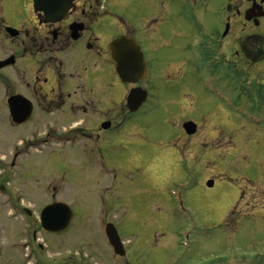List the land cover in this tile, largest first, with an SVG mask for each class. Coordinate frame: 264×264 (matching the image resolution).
<instances>
[{
  "label": "flooded vegetation",
  "instance_id": "af4514ba",
  "mask_svg": "<svg viewBox=\"0 0 264 264\" xmlns=\"http://www.w3.org/2000/svg\"><path fill=\"white\" fill-rule=\"evenodd\" d=\"M6 1L0 0V37L11 42L12 51L0 59L3 63L0 66V90L7 89L6 94L0 95V102L8 108L11 121L21 126L37 118L38 123L44 124L42 135L34 142L36 149L39 144L46 143L50 149H54V144H60L62 151L80 157L96 153L102 171L113 172L116 166L142 169L144 178L128 189L130 200L126 204L132 206L135 198L130 197L139 195V209H146L140 213V218L125 221L111 217L112 202H109L110 211L105 212L104 205L108 201L101 196L92 201H83L82 197L75 201L53 197L39 210L19 206L17 214L24 220V238L16 242L14 248L19 253L22 250L27 253L14 264H141L143 262L137 263L133 259V250L123 239L122 233L128 226L137 225L141 231L149 229L156 236H166L170 248L184 245L198 250L202 239L211 232H238L239 226L251 214H261L264 219V207L255 205L253 192L250 195L241 191L225 193L227 203L215 198L221 195L216 192L200 205L208 215L216 217V212L221 215L218 227L209 229L199 225L186 206V198L172 195L173 188H182L187 181L156 186L148 179L147 169L151 165L164 167L171 159V165L181 166L175 148L180 139L153 137L147 131L149 123L136 119L142 116H134L151 101L160 100L157 90L149 85L151 70L142 43L153 34L164 37L161 29L166 14L188 23L182 26L181 21H177L171 31V36L182 40V46L177 47L182 48L180 60L176 61L180 65L175 69L178 76L189 77L191 82L192 70L199 66L212 81L222 86L228 79L236 78L242 99L251 100L256 106L264 105V78H261V71L264 72V0H140L142 7L137 18L132 20L121 14L118 29L111 27V21L102 29L107 15L112 13L107 10L110 0H56L51 4L56 11L48 15L37 10L34 0H26L22 8L28 19L17 25L7 20ZM167 1L175 5L166 9ZM152 4L158 7L156 15ZM19 6L15 4L13 11ZM145 23L146 27L141 25ZM197 35L203 39L198 45L194 44ZM122 38L133 41L143 56L146 66L140 72L139 80L124 78L118 70L116 60L120 54L113 51L112 45ZM230 56L240 63H235ZM247 66L256 67L260 75L256 71L246 72ZM179 86L181 89L176 95L179 99L171 102L191 107L187 113L191 112L196 101L193 84L192 88L185 83ZM15 96H22L30 103V116L22 123H16L10 111L9 100ZM116 102L120 104V115ZM165 104L167 102L163 101ZM180 117L183 138L193 149L200 125L186 115ZM188 121L197 124L193 134L184 129ZM210 123V137L220 139L216 121ZM104 151L106 154L102 153ZM160 154L163 165L156 160ZM207 183L209 187L214 186L213 180ZM148 184L156 197L161 199V195L167 200L169 211L166 216L173 215L176 221L156 215L162 200H157L159 203L155 208H147L141 195ZM193 187L190 184L187 188ZM57 202L70 209L57 213L70 216L68 227L61 232L47 230L41 222L43 208ZM108 230L119 236L122 254H118L110 243ZM38 232L44 233L45 237L38 238ZM236 243V255L219 264H264V253L246 263L241 257L245 246ZM232 245L235 244L232 242ZM42 250H45L44 255Z\"/></svg>",
  "mask_w": 264,
  "mask_h": 264
},
{
  "label": "rangeland",
  "instance_id": "374dc122",
  "mask_svg": "<svg viewBox=\"0 0 264 264\" xmlns=\"http://www.w3.org/2000/svg\"><path fill=\"white\" fill-rule=\"evenodd\" d=\"M122 1L110 0L107 10L112 13L107 15L102 29H105L110 21L111 27L118 29L121 14L132 20L140 14V0ZM6 4L7 20L10 23L17 25L23 19H28V14L22 8V5H26V0H8ZM15 4L20 6L13 11ZM174 5V2L167 1L164 8ZM151 6L156 15L158 7L154 4ZM177 21H181L179 23L182 26L187 23L166 14L161 29L165 38L153 34L143 40L142 45L151 70L149 85L157 90L160 100L151 101L134 116H142L136 119L149 123L147 131L151 132V136L166 140L180 139L175 148L181 166L171 165V159L169 165L164 167L151 165L147 169L148 179L155 182L156 186H170L177 181H187L182 188H173L172 195H182L186 198V206L192 211L198 224L212 229L218 227L221 215L217 212L216 217L208 215L200 204L211 199L216 192L221 195L215 198L220 201L223 199L224 203H227L225 193L237 194L241 191L250 195L253 192L257 202L255 205L264 207V105L256 106L251 104V100L242 99L236 78L235 81L228 79L225 86H222L217 84L219 82L212 81L199 66L192 70L191 82L189 77H181V74L178 76L175 69L180 65L176 61L180 60L179 53L182 48L177 47L182 46V40L171 36ZM141 25L146 27V23ZM200 41L203 39H199L197 35L194 44L198 45ZM10 43L0 37V59L12 51ZM230 57L235 63H240L236 57ZM252 71L258 70L256 67L253 69V66L246 69V72ZM261 74V78H264L263 71ZM181 83L190 84L191 88L193 84L196 95L194 108L188 113L187 109L191 107L171 102L175 98L179 99L176 95L181 89ZM21 89L26 91L24 87ZM6 92L7 89L0 90V95ZM163 101L167 104L163 105ZM116 103L117 114L120 115V104ZM183 115L200 125V130L194 137L196 147L193 149L186 145L180 128V116ZM211 121H216L214 124L218 125V140L210 137ZM43 128L44 124L38 123L37 118L21 126L15 125L11 121L8 108L0 102V264H14L15 260H21L27 253L23 250L19 253L14 248V244L24 238V220L17 214L19 206L39 210L53 197L69 198L72 201L82 197L83 201H92L94 197L101 196L108 201V204L104 205L105 212L110 211L109 202L113 203L111 217L115 219H137L140 218V213L146 210L139 209V195L130 197H134L136 202L132 206L126 204L130 200L127 198L128 189L144 178L142 169L116 166L113 172L102 171L96 153L80 157L69 151H62L60 144H54V149H50L46 147V143L39 144L36 149L34 142L38 141L36 137L42 135ZM102 153L106 154V151ZM161 154L156 159L160 163L164 162L160 158L163 156ZM209 180L214 181L213 187L208 186ZM190 184L194 187L188 189ZM160 197L161 199L156 197L149 184L141 195L149 210L151 207L155 208L159 203L157 200H162L163 204L158 205L159 212L154 209L156 215L171 217L176 221L173 215L166 216L169 211L167 200L161 195ZM19 202L23 204L19 205ZM261 216L258 213L248 216L239 226L238 232H211L202 239L198 250L189 249L184 245L170 248L166 236H156L149 229L141 231L137 225L128 226L122 234L127 245L133 250V259L137 263L143 262L141 264H219L236 255V242L244 244L241 257L246 263H250L258 254L264 253V219H261ZM44 237V233L38 232V238ZM232 242L236 246H230ZM225 244L227 246H224ZM44 251H41L43 255ZM32 262L33 260L30 263Z\"/></svg>",
  "mask_w": 264,
  "mask_h": 264
},
{
  "label": "water",
  "instance_id": "95a60500",
  "mask_svg": "<svg viewBox=\"0 0 264 264\" xmlns=\"http://www.w3.org/2000/svg\"><path fill=\"white\" fill-rule=\"evenodd\" d=\"M37 10L42 11L45 14H49L52 11H56L51 4H55L56 0H34ZM61 19V18H59ZM56 20V19H54ZM113 51L120 54L117 58V67L124 78H136L140 79L139 74L145 70V62L138 46L131 40L122 38L117 40L112 45ZM3 63H0V66ZM10 111L12 117L16 123H22L26 121L31 112L30 103L22 96H15L9 100ZM135 109H133L134 111ZM184 127L188 134H193L196 129V123L189 121L184 124ZM69 212V207L64 203L50 204L45 207L42 212V225L45 229L51 231L61 232L68 227L70 216L63 217L57 213ZM110 243L113 245L115 251L118 254H122L120 248L123 246L120 238L117 234L111 230L107 232Z\"/></svg>",
  "mask_w": 264,
  "mask_h": 264
}]
</instances>
